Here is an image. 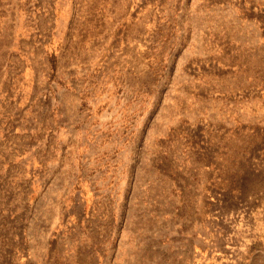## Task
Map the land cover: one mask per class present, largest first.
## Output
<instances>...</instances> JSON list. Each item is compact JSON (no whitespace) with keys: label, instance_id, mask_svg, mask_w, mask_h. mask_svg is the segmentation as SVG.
I'll list each match as a JSON object with an SVG mask.
<instances>
[{"label":"rangeland","instance_id":"rangeland-1","mask_svg":"<svg viewBox=\"0 0 264 264\" xmlns=\"http://www.w3.org/2000/svg\"><path fill=\"white\" fill-rule=\"evenodd\" d=\"M0 264H264V0H0Z\"/></svg>","mask_w":264,"mask_h":264}]
</instances>
